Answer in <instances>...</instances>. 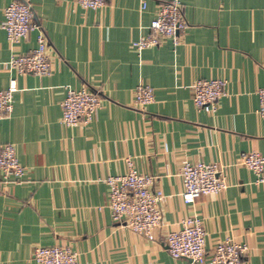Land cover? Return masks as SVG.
<instances>
[{
  "label": "crops",
  "instance_id": "0c3cea01",
  "mask_svg": "<svg viewBox=\"0 0 264 264\" xmlns=\"http://www.w3.org/2000/svg\"><path fill=\"white\" fill-rule=\"evenodd\" d=\"M13 1L0 0V90L13 80L18 87L11 115L0 120V144L15 145L26 173L22 182L0 178V264H37L35 247L58 243L77 250L80 264H192L172 257L165 237L189 215L202 219L208 252L231 238L249 247L243 264H264V181L241 160L242 152L264 155V0H184L181 42L165 38L141 51L133 44L166 0H106L96 10L26 0L48 39L47 75L8 65L38 45L40 32L9 41L4 9ZM202 78L227 81L214 112L194 103L192 85ZM140 83L155 88L145 108L133 103ZM83 86L102 105L91 122L67 126V89ZM130 159L165 194L154 240L115 222L108 205L105 180L126 174ZM186 161L217 162L227 188L184 202Z\"/></svg>",
  "mask_w": 264,
  "mask_h": 264
},
{
  "label": "built area",
  "instance_id": "2783aa9c",
  "mask_svg": "<svg viewBox=\"0 0 264 264\" xmlns=\"http://www.w3.org/2000/svg\"><path fill=\"white\" fill-rule=\"evenodd\" d=\"M86 9H100L106 0H77ZM146 6V0L142 1ZM6 30L9 41L19 43L27 38L31 30L38 29V45L29 52L14 53L8 62L11 70L18 73L47 75L51 72L52 59L49 54L48 39L41 25L35 21L30 2L16 0L4 9ZM189 23L184 15V0H166L158 6L155 18L150 24L151 32L134 42L139 51L159 45L165 38H171L177 46ZM196 106L208 112L218 109L219 100L227 94V81L223 78L198 79L192 85ZM18 89L15 80L7 89L0 90V120L11 115L14 109V93ZM261 113L264 115V86L258 91ZM155 99V88L140 83L133 94L135 106L145 108ZM102 105L101 96L88 86L68 88L62 102L61 122L67 126L89 123ZM242 163L253 170L257 181H264V155L257 151L242 152ZM126 174L107 176L109 185V208L115 222L128 226L144 234L149 240L156 238V230L163 225L162 189L155 188L154 176L137 170L130 159ZM1 181L22 182L26 168L19 161L12 142L0 144ZM181 176L184 190L181 196L186 203H193L199 197L219 194L227 186V179L217 162L186 161L182 165ZM167 251L174 258L185 257L192 264H243L248 245L231 238L218 240L211 252L206 248V229L197 215L185 217L181 226L166 234ZM34 259L37 264H80L79 252L69 244H54L35 247Z\"/></svg>",
  "mask_w": 264,
  "mask_h": 264
}]
</instances>
